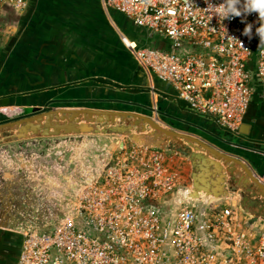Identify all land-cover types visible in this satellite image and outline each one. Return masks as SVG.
<instances>
[{"label": "built area", "instance_id": "1", "mask_svg": "<svg viewBox=\"0 0 264 264\" xmlns=\"http://www.w3.org/2000/svg\"><path fill=\"white\" fill-rule=\"evenodd\" d=\"M30 1L0 0V7L21 13ZM210 2L219 6L225 0ZM192 3L104 0L103 5L168 39L170 52L136 49L121 35L138 63L170 84L193 113L239 133L254 95L264 98L259 15L220 21L206 10L205 0ZM248 24L251 38L243 35ZM152 118L169 128L156 106ZM120 141L99 176L77 192L73 214L46 230L24 233L17 264H264V229L252 220L256 212L184 194L172 213V196L183 182L166 165L165 149L128 137ZM253 151L264 157V150Z\"/></svg>", "mask_w": 264, "mask_h": 264}, {"label": "crops", "instance_id": "2", "mask_svg": "<svg viewBox=\"0 0 264 264\" xmlns=\"http://www.w3.org/2000/svg\"><path fill=\"white\" fill-rule=\"evenodd\" d=\"M41 1L31 0L29 7L21 13L0 7V99L11 104L6 111L23 109L17 107L18 104L22 106L35 103L39 94H43L46 100L76 99L90 103L97 99L107 101L119 99L149 107H162L164 111L170 108L168 96L178 97L175 89L168 83L153 81V75L138 63L122 42L121 35L126 36L139 47L150 45L157 49H169L171 44L168 39L149 35L145 30L136 27L128 17L114 18L98 0H43L44 3ZM93 79L111 80L124 87L121 89L116 87V84L114 86L96 83ZM104 105L106 109L125 110L124 104L106 102ZM180 114L192 123L209 125L218 135L226 134L221 128L215 127L216 125L210 120L195 113L183 111ZM118 123L120 124V120H117L116 125ZM244 123L250 126V136L253 135L264 148L262 95L253 98ZM90 125L95 130L89 134L62 135L60 138L50 139L54 142L61 141L60 147L66 146L67 151L58 153L25 149L43 141L42 138L34 137L32 134H29L30 137L27 139H18L16 130L0 131V197L9 201L15 200L18 205L21 204L22 199L26 201L31 198L34 204L33 198L37 197V201L44 200V203L48 204L51 200L57 203L56 208H62L65 200L71 197L72 184L80 181V172L83 173L93 165L91 160L93 151L91 146L88 147L90 145L88 137L105 136V129L111 127V124L107 123ZM148 133L149 130L146 134ZM125 137L123 135V138ZM120 138L119 136L118 143L121 142ZM68 139L72 141L67 143ZM105 144L97 150L105 148L108 155L115 152L116 143ZM17 145L24 146V149L21 147V153L16 151L12 153L9 148H16ZM193 148L203 158L202 150ZM41 158L50 159L52 167L59 171V175L52 172L54 176L48 177L49 182L32 173L31 168L36 160ZM262 160L257 158L261 168L264 165ZM28 162L30 165H26ZM200 162L206 174L210 176L217 174L221 179L225 178L222 182V185H225L223 195L227 190L229 192L225 197L219 192L206 194L203 191L199 193L192 191L193 195L197 194L201 200L205 197L210 202L212 200L221 202L219 207L243 203V206L251 208L254 213L257 212L256 209L262 212L263 201L260 200L257 189L238 167L234 168L232 165L211 159H202ZM166 165L180 174L183 185L189 184L193 187L190 176L194 172V167L189 157L170 154L166 156ZM17 173L20 175L17 176ZM25 185L28 188H24ZM183 185L172 196L177 203L174 202L169 206L172 213L177 210L183 195L192 193L183 192ZM233 189L238 190V194L234 195ZM43 195L45 196L42 197ZM37 207L40 208L41 204ZM22 210L21 208L19 212L21 216L18 219L22 217L24 220L25 215ZM42 216L32 217L36 223H26L21 220L17 222L18 216H13L15 224L21 225L17 229L19 238L8 236L0 240V245L8 251V258L14 259L15 256L14 262H16L24 233L52 226H40L45 220ZM256 225L264 229V222L258 221Z\"/></svg>", "mask_w": 264, "mask_h": 264}, {"label": "water", "instance_id": "3", "mask_svg": "<svg viewBox=\"0 0 264 264\" xmlns=\"http://www.w3.org/2000/svg\"><path fill=\"white\" fill-rule=\"evenodd\" d=\"M108 11L113 15L114 18L117 17L119 19H122L123 17H127L116 10ZM136 27L145 30L142 27ZM145 31L149 33L147 30ZM149 35L151 34L149 33ZM133 45L136 49L150 48L167 52L171 51V47L169 49H157L154 46L150 45H147L145 47H139L135 43H133ZM152 75L153 81H159L163 83V81H161L154 74ZM93 82L104 85L116 84L117 86H114L121 89L124 87V85L113 83L111 80L93 79ZM259 94L260 93H256L254 97L258 96ZM37 99L38 101H36L35 103H27L23 104L22 106L18 104L17 107H23V109L21 110L17 108L16 110L8 112L5 110H7L11 106V104L6 100L0 99V131L16 130L18 132L16 137L18 139H27L30 137L29 134H32V136L34 137L43 139L42 142L35 143L30 147L27 146L25 149H40L45 150L49 153H58L59 151L62 152L64 150L67 151L65 149L66 146L60 147L61 141L57 140L54 142L50 139L56 137L60 138L62 135L71 136L89 134L95 130L90 124H111V127L105 129L104 131V134H106L107 136L105 135L101 137H88V141L90 144L88 145V147L91 146L93 151L91 156L93 165L85 169L83 173L80 172V181L72 184L73 198L76 197L77 192L82 186L90 184L99 176L104 164L107 162L106 149L101 148L100 150H97V148L104 146L105 143L107 145H110L111 142L117 144L119 141V136L125 135L133 142L152 145L155 147L171 150L172 152L187 155L194 168H199L204 171L202 174L205 178L204 180H194V193H199L200 191L206 192V194L219 192L220 194H222L221 196L225 197L226 193L229 192V190H227L226 193H224L225 195H223V189L225 188V185H222V182H224L223 180L225 178L221 179L217 174H215L214 176L206 174L205 170L203 169L202 163L200 162L202 159H211V161L217 160L218 162L221 161L225 164L232 165L234 166V168L238 167L242 171V173L251 181L253 187L257 189L259 198L260 200L262 199L261 201H263L262 206H264V183L260 180L261 178H264V165L262 168L259 167V162L257 161V158L263 159L262 161H264V157H261L253 151L254 149L264 150V148L260 144V141H257V139L253 135L250 136V126L245 123L242 125L239 133L233 134L227 129L223 128L222 130L225 131L226 134L224 136H221L220 134L218 135L212 131V128L209 125L207 126L205 124H195L187 120L185 117H182V115L180 114L181 112L183 113V111H192L190 110L188 103L185 100L180 99L179 97L173 98L168 96L171 105L167 111H164L162 107L157 106L160 115L169 118L167 120L169 128L157 123L152 118L153 107H149L143 104L123 101L119 99L108 101L97 99L91 101L90 103H88V101L86 100L76 99H52L53 101H48L45 99V96L43 94H39L37 96ZM106 102L124 104L125 110H121L118 108L106 109L107 107L104 105V103L106 104ZM51 103H55L54 108H50L48 106ZM117 120L121 121V125L119 127L116 126ZM215 127L219 128L218 126ZM148 130L150 133L146 134ZM169 140L174 141L176 144L180 143L178 144L179 147L175 145L173 146L171 144H166ZM71 141L72 140L68 139L66 142L68 143ZM187 145L192 147L196 145V149L198 150H200V148L205 149V151H207V153L209 154V157L206 158V155H204L202 158L201 155L195 152V150L193 151L191 149H188ZM21 147V145H17L16 148L12 147L9 149H11L10 151L12 153H15V151L21 153ZM13 148H15L16 150ZM22 148L24 149V146ZM185 148H187L186 150L188 151H186ZM193 178L195 179V177ZM237 191L238 190L236 189L232 190V192H234L233 194L237 193ZM193 192L189 194L191 198L195 200H201L200 196H197V194L193 195ZM239 194L241 197V193ZM203 201L206 203L209 202V200L205 199V197ZM242 204L243 203H241V206L245 208V206H243ZM72 207L73 205L70 207V209L67 210L65 215L73 214ZM64 217L65 216H63L62 219L59 220L56 224H59L64 219ZM56 224L52 226H55ZM6 256L7 261L5 264L16 263L14 262L15 256L14 259L8 258V255ZM17 257L16 261L18 260Z\"/></svg>", "mask_w": 264, "mask_h": 264}, {"label": "flooded vegetation", "instance_id": "4", "mask_svg": "<svg viewBox=\"0 0 264 264\" xmlns=\"http://www.w3.org/2000/svg\"><path fill=\"white\" fill-rule=\"evenodd\" d=\"M96 1V0H94ZM99 2H102V5L104 3V0H98ZM44 3V1L42 0L41 3ZM31 3V2H30ZM102 5H100L102 7ZM104 7V5H103ZM13 11V10H12ZM52 99L48 100V101H51ZM54 100H58V99H54ZM53 101V100H52ZM55 103H51L49 104L48 106L50 108H54L55 106ZM161 119L163 121V123L165 125H168L167 124V120L169 118L165 117V116H161ZM169 127V125H168ZM166 143V142H165ZM166 144H169L168 142ZM180 144V143H178ZM171 145H175L174 142L171 143ZM184 147V146H182ZM187 148L188 149H191L194 151V148L192 146H189L187 145ZM185 148V150L187 149ZM188 151V150H186ZM47 154V153H46ZM185 156V157H188L187 155H183L181 153H178L177 156ZM50 159H46V158H41V159H38L36 160V162L34 163V166L32 170V173L33 174H36L40 177H43L44 180H46V182H49L48 180V177H50L51 175H53L52 172L56 173L57 175H59V171L56 169V168H53L52 167V163L51 161H49ZM192 163V162H191ZM26 165H30V163H26ZM203 169L205 170V168L203 167ZM18 171V170H17ZM30 171V169L28 170ZM57 171V172H56ZM194 172L191 174V178H190V181H191V184L193 185L194 184V180H199V179H202L204 180L205 178L203 177V172L201 169L199 168H194L193 170ZM28 173V172H27ZM30 173V172H29ZM19 176L20 174L17 173ZM54 176V175H53ZM52 176V177H53ZM195 177V179L193 178ZM20 186V185H18ZM26 187L24 188H28L27 185H25ZM24 191V190H23ZM24 194H26V191H24ZM33 196H34V193H33ZM45 195H43L42 197H44ZM26 199V197H24ZM37 197L33 198L35 203L33 204V202H31V199H26V201H23L24 199H19L21 200V204L18 205L17 204V201L15 202V200L13 201H9L8 199H2L0 197V240L3 239L2 237H8L10 236L11 238L14 237V238H19V233L17 232V229H19L18 226H21L20 223L17 225L15 224V217H13L14 215L18 216L17 217V222L18 221H22V222H29V223H34L35 221L32 220V217L34 215H39V216H42V215H45L42 216L43 218H45L44 222L40 225V226H50V225H54L56 224L59 220L62 219L63 216H65V213L67 212L68 209H70V207L73 205L74 203V199L75 197L73 198L72 196V188H71V197H68L66 200H65V205L62 206V208H56V205L57 203L56 202H53L50 200V202L48 204L44 203V200H39L37 201L36 200ZM33 204V205H32ZM38 204H41V207H37ZM45 204V205H44ZM48 207H47V206ZM19 206V207H18ZM15 207V210H13V208ZM23 209L22 212H23V215H25V219L23 220V218L21 217L20 219H18L21 214H19L20 212V209L21 208ZM20 208V209H19ZM256 222H258L259 220H261L262 222H264V209L262 210V212H259L258 209H256ZM27 217V218H26ZM36 223V222H35ZM34 225V224H33ZM32 228H35V227H32ZM9 229V230H8ZM26 232V231H25ZM24 233V232H23ZM23 235V234H22ZM21 247H22V243H21ZM21 247L19 248V252H18V257L17 259H19V255H20V252H21ZM7 250L5 247H2L0 245V264H5L6 261H7ZM18 263V260L16 261L15 264ZM14 264V263H13Z\"/></svg>", "mask_w": 264, "mask_h": 264}, {"label": "clouds", "instance_id": "5", "mask_svg": "<svg viewBox=\"0 0 264 264\" xmlns=\"http://www.w3.org/2000/svg\"><path fill=\"white\" fill-rule=\"evenodd\" d=\"M205 3L208 4L206 10L210 13L214 12L215 16H219L220 21H224L230 17H241L245 14L258 13L260 26L256 28V35L260 38V45H264V0H243V3L242 0H225L219 6H214L210 0H205ZM192 4V0H190L189 6ZM195 7L197 10H200L196 5ZM252 28L253 25L248 24L244 29L243 35L251 38Z\"/></svg>", "mask_w": 264, "mask_h": 264}, {"label": "rangeland", "instance_id": "6", "mask_svg": "<svg viewBox=\"0 0 264 264\" xmlns=\"http://www.w3.org/2000/svg\"><path fill=\"white\" fill-rule=\"evenodd\" d=\"M168 122V121H167ZM121 125V121H120V124L118 123V125H116V126H120ZM223 133H226L225 131H223V130H221ZM233 136V135H232ZM121 138L120 139H124L123 138V135H121L120 136ZM126 138V137H125ZM169 142V144H171L172 142H174V141H172V140H169L168 141ZM175 143V142H174ZM175 146H177V147H179V145L178 144H176L175 143ZM194 147H197L196 145L194 146ZM200 150H202V153H204V155H206V157H209V154L207 153V151H205V149H202V148H200ZM165 153H166V156H168V155H170V154H173L174 155V153L171 151V150H168V149H165ZM222 163H224V162H222ZM184 187L182 188V191L183 192H185V193H191L192 191H193V187L191 186V185H187V184H184L183 185ZM181 201H183V199L181 200ZM211 205H220L221 204V202H215L214 200H212L211 201V203H210ZM230 205V204H229ZM178 208L180 207V205H178L177 206Z\"/></svg>", "mask_w": 264, "mask_h": 264}]
</instances>
